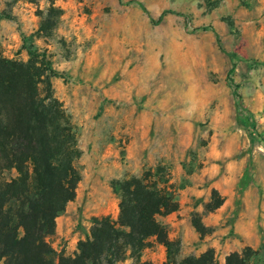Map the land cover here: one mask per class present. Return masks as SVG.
<instances>
[{
  "label": "rangeland",
  "instance_id": "rangeland-1",
  "mask_svg": "<svg viewBox=\"0 0 264 264\" xmlns=\"http://www.w3.org/2000/svg\"><path fill=\"white\" fill-rule=\"evenodd\" d=\"M165 11L184 16L157 22ZM0 13V58L27 63L31 43L60 74L54 95L80 128L77 196L103 200L68 204L49 238L59 254L94 217L118 219L114 182L148 177L179 209L158 218L171 246L151 239L143 261L213 249L225 264L249 248L264 264V0H0Z\"/></svg>",
  "mask_w": 264,
  "mask_h": 264
},
{
  "label": "trees",
  "instance_id": "trees-1",
  "mask_svg": "<svg viewBox=\"0 0 264 264\" xmlns=\"http://www.w3.org/2000/svg\"><path fill=\"white\" fill-rule=\"evenodd\" d=\"M167 14L184 16L165 11L157 22ZM27 49V63L0 58V264H120L128 258L151 264L142 253L151 239L171 246L158 218L176 212L179 202L175 191L148 177L112 184L120 198L118 219L94 217L73 256L59 254L50 243L81 182L76 167L80 128L54 95L51 80L60 74L46 58H37L36 46L30 43ZM214 195L210 210L222 205ZM195 227L204 236L199 221ZM252 256L247 248L228 255L225 264H249ZM185 263L218 264L213 249Z\"/></svg>",
  "mask_w": 264,
  "mask_h": 264
},
{
  "label": "crops",
  "instance_id": "crops-1",
  "mask_svg": "<svg viewBox=\"0 0 264 264\" xmlns=\"http://www.w3.org/2000/svg\"><path fill=\"white\" fill-rule=\"evenodd\" d=\"M117 179H120V178H122V177H124V175H122V174H118L117 176ZM108 179V178H107ZM107 194H110L111 193V190L109 189V188H107ZM96 198L94 197V194L93 193H91V196L89 195V197H87V199L85 200L82 196H80V194H78V196H77V199H76V201H77V203L79 204V205H81L82 203H84L85 202V206H87L88 204H99V203H102V201L103 200H101V202H99L98 200H95ZM109 213H105L104 212V215H108ZM58 220V219H57ZM71 220H74V219H71ZM87 236V235H86Z\"/></svg>",
  "mask_w": 264,
  "mask_h": 264
}]
</instances>
